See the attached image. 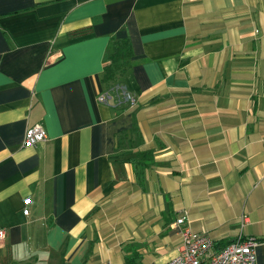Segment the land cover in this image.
Wrapping results in <instances>:
<instances>
[{
    "label": "crops",
    "instance_id": "1",
    "mask_svg": "<svg viewBox=\"0 0 264 264\" xmlns=\"http://www.w3.org/2000/svg\"><path fill=\"white\" fill-rule=\"evenodd\" d=\"M183 211L264 264V0H0V264H166Z\"/></svg>",
    "mask_w": 264,
    "mask_h": 264
},
{
    "label": "built area",
    "instance_id": "2",
    "mask_svg": "<svg viewBox=\"0 0 264 264\" xmlns=\"http://www.w3.org/2000/svg\"><path fill=\"white\" fill-rule=\"evenodd\" d=\"M98 101L107 106L133 108L136 99L124 84H115L98 96ZM47 140L45 130L41 125H34L24 133L23 146L33 147ZM30 199L24 200L23 215L27 216ZM186 212L179 214L174 222V228L182 238V246L178 255L166 264H256L257 242L253 240L236 239L229 244L215 248L214 241L193 232L187 227ZM5 238V230L0 228V241Z\"/></svg>",
    "mask_w": 264,
    "mask_h": 264
},
{
    "label": "trees",
    "instance_id": "3",
    "mask_svg": "<svg viewBox=\"0 0 264 264\" xmlns=\"http://www.w3.org/2000/svg\"><path fill=\"white\" fill-rule=\"evenodd\" d=\"M132 55V47L129 38L126 37L111 41L107 58L108 64L104 67L102 76V82L106 90L115 84H121L122 78L131 68L130 60ZM227 244L228 243L223 246ZM221 247L215 245V248Z\"/></svg>",
    "mask_w": 264,
    "mask_h": 264
},
{
    "label": "bare ground",
    "instance_id": "4",
    "mask_svg": "<svg viewBox=\"0 0 264 264\" xmlns=\"http://www.w3.org/2000/svg\"><path fill=\"white\" fill-rule=\"evenodd\" d=\"M229 243H230V242H229ZM229 243H228V244H229Z\"/></svg>",
    "mask_w": 264,
    "mask_h": 264
}]
</instances>
